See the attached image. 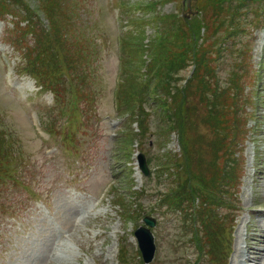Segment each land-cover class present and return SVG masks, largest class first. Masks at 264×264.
<instances>
[{
	"label": "rangeland",
	"instance_id": "rangeland-1",
	"mask_svg": "<svg viewBox=\"0 0 264 264\" xmlns=\"http://www.w3.org/2000/svg\"><path fill=\"white\" fill-rule=\"evenodd\" d=\"M22 1L36 11V24L49 27L59 40L62 61L70 66L56 87L65 96L64 110L49 90L37 88L35 76L21 71L20 48H37L34 36L25 30L20 44L14 43V18L0 15V158L1 152L8 153L1 163L8 165L9 175L15 170L13 177L27 183L13 191L7 176L0 186V264H264V0H250L235 12L231 28L240 30L227 38L223 58L214 67L206 64L205 52L213 51L207 44L230 27L231 9L221 8L222 1L188 0L185 6V0H118L121 14L116 0ZM155 1L158 11L149 21L155 25H146L143 19ZM158 31L164 37H157ZM28 48L27 56L36 54ZM76 87L90 93L82 115L77 105V111L69 107ZM158 95L168 101L162 119L151 102ZM213 110L212 120L208 113ZM41 126L63 148L75 143L73 151H61L53 137L40 138ZM52 144L58 149L49 154L45 149ZM140 152L148 176L137 165ZM172 161V171L182 168L189 176H165ZM161 163L166 164L163 170ZM224 173L230 176L226 186L213 188L211 183ZM107 183L102 203L90 211ZM197 183L214 190L207 191L204 203L217 213L218 229H202L199 212L188 204L180 212L169 208L178 205L174 196L179 188L195 194L193 204H198ZM123 189L126 197H135L120 206ZM39 198L47 202L46 214ZM223 203L231 209L216 208ZM145 214L155 218L149 263L143 262L134 235ZM52 215L68 227L69 237H61L62 227ZM225 243L231 245L226 258ZM214 248L216 257L207 252ZM248 255L257 258L244 261Z\"/></svg>",
	"mask_w": 264,
	"mask_h": 264
},
{
	"label": "trees",
	"instance_id": "trees-1",
	"mask_svg": "<svg viewBox=\"0 0 264 264\" xmlns=\"http://www.w3.org/2000/svg\"><path fill=\"white\" fill-rule=\"evenodd\" d=\"M218 1H222V4L220 5L221 8L224 7L225 5L230 6L231 14H230V17L227 21V23L230 24V27H229V31L224 30L225 32H224L223 36H221V35L217 36V38H219L218 40H213L212 42L207 44V47L209 50L213 49V51L205 52L208 56V59L206 62L207 65H209V64L213 65L217 58H220L219 61L222 60L224 51H221V50L226 49L227 38L232 35L233 30H240V26H237L236 28H231L232 22L234 20L233 17L235 15V12L238 11L239 7L244 5V3L249 2V0H218ZM232 1H234V2L237 1V4H235L234 7L232 6ZM15 4L20 5V7L15 6ZM152 4L153 5L149 6L151 10L156 8L157 3L152 2ZM144 6L147 7L148 5L145 4ZM20 9H22V11H20ZM34 12H36V11L22 0H9V1L5 0L4 4L0 3V15L10 13V15L14 16L15 19L17 20L16 24H15L16 27L22 26L20 28L22 29L23 33H25V30H27L26 34H30V35L34 36V41H33L32 46H37V48H28V47L27 48L30 51H35L36 54H34L32 57H29L26 55V59H27V61H30L29 65L33 68L34 71H41L42 73L46 74V77L48 79L49 84H52L53 82H57L59 80L58 76H61V71H63L65 68H68L70 65L68 64V61H62L61 53H60V50L58 49L59 45H60L59 40L53 35V33L51 32L49 27L41 28L33 20V18L36 17ZM32 13H34V15ZM152 15H153V13L149 14L146 17V20L143 19V21L148 23L146 25H153V24L155 25V20L152 23H149L150 17ZM153 17L155 18V14L153 15ZM215 19H217V18L215 17ZM161 20H162V18L158 17L157 22H160ZM229 20H232V21H229ZM21 21H25V24L21 25ZM242 28H245V27L242 26L241 29ZM159 33L160 34L157 37H159V36H161V38L164 37L163 33L161 31ZM166 43L169 44V42H166ZM200 43L203 44L204 39H201ZM212 44H214L215 47L212 46ZM25 50H26V47H25ZM164 51H168V49H165ZM30 53L31 52H29V54ZM205 53L202 52L201 54H199V55H201L200 57L203 58V59H200L202 61L200 64H203V65L205 64V60H204ZM242 54H244V51H242ZM219 61H217L216 64ZM200 66H202V65H200ZM214 66L215 65H213V67ZM205 67H206V65H205ZM206 70L209 73L213 72L212 69H210L209 67H207ZM148 94H150V93H148ZM158 97H159V95H158ZM155 104L157 105L158 110L160 111L161 119L164 116V114L168 115V113H165V112L169 111V108L167 105L168 101L166 99L159 97L158 100H155ZM213 112H214V110L209 111V113H213ZM228 130L229 129H227V131ZM226 134H227V132H226ZM0 144L4 145V139H3V136L1 133H0ZM10 147H12V146L9 144L8 148H10ZM227 147H228V144H227L226 148ZM1 153H2V157L0 158V176H2V175L9 176L8 165L1 164V161L3 160V158L7 157L8 153H4V152H1ZM170 157H171V155H170ZM172 164H174L173 161L169 162L168 167L164 168V172H167V174H170V175H174L173 178L181 176L182 175V169L181 168H179V171H177V172H174V171L170 172L171 167L174 166ZM165 165H166L165 163L160 164L161 167H163ZM228 172H229V169H228ZM227 173H224V175H223V177H221L220 181L218 180L219 178H216L214 180V183H211L213 188L219 189L221 186H226L227 183H224V179L226 181V178L228 179L230 177V176H228ZM184 175L189 176L187 173ZM231 178L234 180V182L237 180V178L235 180L233 176H231ZM204 189L206 191H209V192L214 191V190H210L207 187H205ZM220 191L226 192L223 189H220ZM215 196L216 197H222L223 195L216 191Z\"/></svg>",
	"mask_w": 264,
	"mask_h": 264
},
{
	"label": "water",
	"instance_id": "water-1",
	"mask_svg": "<svg viewBox=\"0 0 264 264\" xmlns=\"http://www.w3.org/2000/svg\"><path fill=\"white\" fill-rule=\"evenodd\" d=\"M139 164H140L142 171L145 174H147L148 169L146 166L145 158L142 154L139 155ZM144 221L146 224H149V225L154 224L153 219H151L149 217H145ZM135 235L138 239V244H139V247L141 249L143 258L145 259L146 262L150 261L151 258L153 257L154 248H155L154 243H153L152 234L150 233V231L147 227L142 226V227L136 229Z\"/></svg>",
	"mask_w": 264,
	"mask_h": 264
},
{
	"label": "bare ground",
	"instance_id": "bare-ground-1",
	"mask_svg": "<svg viewBox=\"0 0 264 264\" xmlns=\"http://www.w3.org/2000/svg\"><path fill=\"white\" fill-rule=\"evenodd\" d=\"M47 252V251H46ZM244 257V261H248L249 259H255V258H257L256 256H254V255H251V256H243ZM247 264H249V263H247Z\"/></svg>",
	"mask_w": 264,
	"mask_h": 264
}]
</instances>
